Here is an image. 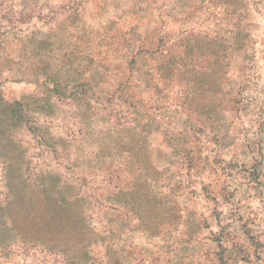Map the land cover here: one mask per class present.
<instances>
[{"label":"rangeland","instance_id":"1","mask_svg":"<svg viewBox=\"0 0 264 264\" xmlns=\"http://www.w3.org/2000/svg\"><path fill=\"white\" fill-rule=\"evenodd\" d=\"M232 6L218 0H0V97L37 99L52 86L55 73L68 78L71 94L84 80L90 83L88 93H94L91 107L63 99L57 115L46 119L60 141L57 153L39 147L26 131H15L14 142L21 139L39 169L52 167L68 178L75 173L96 182L112 176L117 189L129 191L138 185L134 204L107 216L113 221L101 215L92 222L109 233L105 245L94 250L97 264H264V0H243L241 11L247 12L241 16ZM182 11L189 16L186 21ZM237 20L246 26L239 36L245 47L231 53L232 86L223 75L218 87L208 88L206 77L205 89L183 105L148 102L164 79L156 76L148 87L138 42L146 40L156 49L152 37L158 33L168 37L164 49L173 52L180 39L190 38V52L202 65L213 50L208 42L230 38ZM131 34L137 41L128 43ZM154 63L148 61V67ZM130 74L137 86L126 91L149 103L145 118L122 116L119 102L104 104L106 109L99 105ZM231 88L228 100L235 104L224 100ZM213 102L222 105L212 110ZM150 113L156 117L152 125ZM180 127L185 128L183 143L174 142ZM133 128L150 140L131 141ZM102 133L106 139L99 145ZM120 140L124 151L119 144L114 147ZM5 162L0 156L2 204L9 200ZM64 162L67 168L59 164ZM146 178L163 203L150 204V218L143 220L133 205L142 203L139 188ZM150 224L155 231L147 230ZM66 242L25 244L5 215L0 264H74Z\"/></svg>","mask_w":264,"mask_h":264},{"label":"trees","instance_id":"2","mask_svg":"<svg viewBox=\"0 0 264 264\" xmlns=\"http://www.w3.org/2000/svg\"><path fill=\"white\" fill-rule=\"evenodd\" d=\"M218 1L225 2L227 5H234L232 11L239 12L240 16L247 12V8L244 9V13L241 11L240 5H242L243 0ZM184 13L183 21H186L189 16L185 11L180 14L183 15ZM240 20L231 23V30L233 31L230 38L216 39V41L211 39L208 42L213 46V50L207 63L202 65L196 63L198 57L190 52L193 46V40L190 38L180 39L181 44L177 45L173 52L164 49L168 37L158 33L152 37V39L156 37L155 40L158 42L156 49L149 48L146 40L138 42L140 45L137 54L142 61V68H145V73H143L150 77L149 79L144 77L147 85L149 84L148 87L150 88L152 83H156V76L164 79L163 88L157 87V85L148 102L156 100L157 105L163 103L162 106L164 104L167 106L170 105L168 103L170 100H176L183 105L196 91L200 92L205 89L206 77L209 79L208 88L218 87L216 81L223 75L227 76L229 85L232 86V78L228 75L233 67L231 53L243 50L245 47L244 41L239 36L246 30V26L241 25ZM130 36L128 43L136 40L135 35L131 34ZM220 45L223 46V50ZM218 46L220 48L215 49ZM151 60L155 62L153 69L148 67V61ZM55 76L51 80L52 86L46 87L43 95L37 99L29 95L13 101L0 97V156L6 161L5 180L9 197L6 204L0 203V221L5 215L11 219L16 235L25 244L34 243L35 245L36 242L58 244L67 240V251L71 254L70 260L74 264H97L94 250L99 245H105L103 238L107 239L109 233L105 234L92 222L98 217L100 218L101 215L109 218L110 216H107L114 215L116 210L125 209L128 205L134 204V197L136 193L138 194V185L129 191L128 188L117 189L118 185H114V177L112 176L96 182L93 177L83 179L76 177L75 173L71 175L72 178H68L64 173L52 167L39 169V166L33 163L27 148L22 147L21 139L16 143L14 142L16 139L15 131H26L30 140L37 143L39 147H49L52 148V152L57 153L56 146H61L59 145L60 141L52 133L54 128L46 119L57 115L59 102L63 99L71 100L77 106L84 101L89 107L93 105L94 93L91 95L88 93L87 88L90 83L87 80L75 86L76 88L73 87L76 90L81 87V90L71 94L68 78L62 77L58 73H55ZM136 86L137 80L130 74L126 80L119 82L115 91L109 96L110 98L103 100V103H99V105L106 109L104 104L118 106L117 103L119 102V111L122 116H126L125 114L129 112V114H134L136 118L137 115H140V118H145L144 111L149 103L142 104V97L136 99L135 94L126 91V89L136 88ZM150 90L152 92V89ZM166 90L173 92L172 96L163 95ZM233 92L232 88L227 91V97L224 99L227 104L236 103L233 99L228 100V96L232 98ZM216 95L217 93H215ZM97 102L98 100L95 103L97 104ZM215 102H213L212 110H216L215 108L222 105H216ZM157 105L154 104V106ZM200 115L202 116L204 113ZM40 116L45 118L43 123L39 121ZM116 117L117 120H120L118 116ZM149 118L148 124L152 125L156 117L150 113ZM126 123L127 119L124 121L125 127H127ZM140 123L138 122L139 125ZM168 124L181 127L190 126L189 128L192 126L191 123L188 125L183 121H177L176 124L169 121ZM136 129L138 130V128H133L135 133L131 141L145 143L148 139L150 140L144 131L142 134H138ZM184 130L185 128H181L180 132L174 136V142L183 143L182 134ZM105 139L104 133L99 135V145H102ZM121 144L123 142L120 140L114 144V147L118 146L124 151L125 149ZM110 146L108 145V147ZM61 155L66 158L63 153ZM128 157L134 159L132 154H129ZM59 164L67 168V162ZM149 180L146 178L144 184L139 188V196L142 197L143 204L133 205L136 213L143 220L149 217L150 204L159 205L163 203L162 199L152 189ZM146 204L147 206H145ZM112 219L115 217L111 216L109 221H113ZM147 230L152 232L156 230V227H151L150 224ZM101 264L108 263L101 262Z\"/></svg>","mask_w":264,"mask_h":264}]
</instances>
